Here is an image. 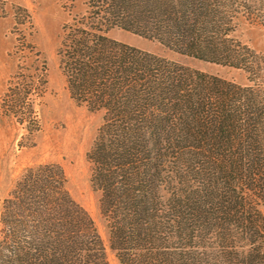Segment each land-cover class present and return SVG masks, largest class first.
Returning a JSON list of instances; mask_svg holds the SVG:
<instances>
[{
    "label": "trees",
    "instance_id": "trees-1",
    "mask_svg": "<svg viewBox=\"0 0 264 264\" xmlns=\"http://www.w3.org/2000/svg\"><path fill=\"white\" fill-rule=\"evenodd\" d=\"M76 0H69L70 7ZM56 48L71 97L101 112L86 159L107 245L56 163L0 201V264H264V55L237 39L264 0H80ZM117 27L246 83L107 36Z\"/></svg>",
    "mask_w": 264,
    "mask_h": 264
},
{
    "label": "rangeland",
    "instance_id": "rangeland-1",
    "mask_svg": "<svg viewBox=\"0 0 264 264\" xmlns=\"http://www.w3.org/2000/svg\"><path fill=\"white\" fill-rule=\"evenodd\" d=\"M0 0V201L22 169L56 163L72 199L94 219L104 244L107 236L89 180L86 151L101 121L70 96L58 64L60 27L82 13L80 0ZM252 20L241 18L234 35L264 55V6ZM111 39L134 46L192 69L246 83L241 69L176 54L158 42L113 27ZM107 264H119L106 247Z\"/></svg>",
    "mask_w": 264,
    "mask_h": 264
}]
</instances>
